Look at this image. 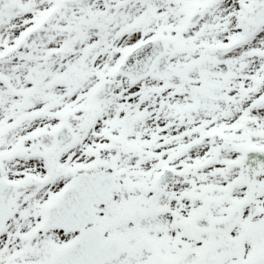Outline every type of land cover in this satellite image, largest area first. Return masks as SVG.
I'll return each instance as SVG.
<instances>
[{"label":"snow or ice","instance_id":"snow-or-ice-1","mask_svg":"<svg viewBox=\"0 0 264 264\" xmlns=\"http://www.w3.org/2000/svg\"><path fill=\"white\" fill-rule=\"evenodd\" d=\"M0 264H264V0H0Z\"/></svg>","mask_w":264,"mask_h":264}]
</instances>
